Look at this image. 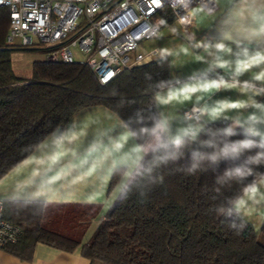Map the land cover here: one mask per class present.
<instances>
[{
	"label": "clouds",
	"instance_id": "1",
	"mask_svg": "<svg viewBox=\"0 0 264 264\" xmlns=\"http://www.w3.org/2000/svg\"><path fill=\"white\" fill-rule=\"evenodd\" d=\"M151 2L172 23L158 16L129 38L148 42L137 65L158 71L141 74L137 97L113 86L109 104L74 109L22 147L0 168V213L77 203L103 220L166 174L210 173L217 217L236 234L264 225V0Z\"/></svg>",
	"mask_w": 264,
	"mask_h": 264
},
{
	"label": "trees",
	"instance_id": "2",
	"mask_svg": "<svg viewBox=\"0 0 264 264\" xmlns=\"http://www.w3.org/2000/svg\"><path fill=\"white\" fill-rule=\"evenodd\" d=\"M158 16L172 22L170 11L161 8ZM8 19L9 9L0 7V168L18 160L21 148L48 132L50 124L66 122L74 109L109 104L106 96L113 86L135 98L143 87L141 74L158 71L136 65L119 71L105 86L84 62L47 59L33 61L30 75L23 77L13 70L9 53L51 48L9 44ZM212 183L210 173L166 174L164 183L145 197L133 194L106 211L81 255L89 264H264V225L258 230L251 225L241 234L231 230L210 210L217 201L202 191ZM97 210L58 205L46 215L5 211L4 219L18 227L19 235L0 248L25 261L31 260L36 243L72 252Z\"/></svg>",
	"mask_w": 264,
	"mask_h": 264
},
{
	"label": "built area",
	"instance_id": "3",
	"mask_svg": "<svg viewBox=\"0 0 264 264\" xmlns=\"http://www.w3.org/2000/svg\"><path fill=\"white\" fill-rule=\"evenodd\" d=\"M0 7L9 9L5 41L43 45L64 63L76 62L70 50L78 46L99 83L108 72L137 65L142 53L130 52L141 40L129 37L161 10L151 0H0ZM18 230L0 213V247L15 242Z\"/></svg>",
	"mask_w": 264,
	"mask_h": 264
},
{
	"label": "crops",
	"instance_id": "4",
	"mask_svg": "<svg viewBox=\"0 0 264 264\" xmlns=\"http://www.w3.org/2000/svg\"><path fill=\"white\" fill-rule=\"evenodd\" d=\"M92 106L99 108L102 106V104ZM4 179L7 180L8 177H4ZM61 205H64L67 208L73 207L76 210L81 207V205L77 203H67ZM92 209L96 210V208L92 206H88L87 208L84 207L85 211H91ZM74 212L76 213V211ZM103 216H105V212L103 213ZM101 221V212L98 209L97 213L90 217L85 223L81 232V238L79 241L80 244L72 252L63 251L46 244L36 243L33 254L31 255V260L25 261L15 257L12 254L7 252L5 253V251L0 248V264H89V260L81 255V248L82 245L90 239L93 232L95 231V228Z\"/></svg>",
	"mask_w": 264,
	"mask_h": 264
},
{
	"label": "rangeland",
	"instance_id": "5",
	"mask_svg": "<svg viewBox=\"0 0 264 264\" xmlns=\"http://www.w3.org/2000/svg\"><path fill=\"white\" fill-rule=\"evenodd\" d=\"M147 41L141 40L138 45L140 47L134 48L135 50L131 51L130 53H142L143 47L145 44H147ZM74 56V60L76 62H85L87 59V54H84L80 51L78 46H71V50ZM51 52H45L44 50L40 49H32V50H12L10 54V63L15 71L16 74L21 76H29L31 73V64L33 61L38 60H51L52 56L50 54ZM261 224H253V227L255 230L260 229ZM262 241H264V238H262Z\"/></svg>",
	"mask_w": 264,
	"mask_h": 264
}]
</instances>
